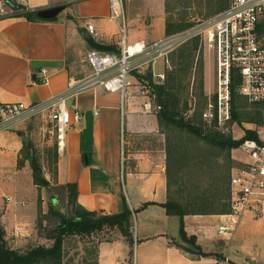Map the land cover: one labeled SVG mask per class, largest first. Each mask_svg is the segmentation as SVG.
<instances>
[{
  "label": "crops",
  "instance_id": "0c3cea01",
  "mask_svg": "<svg viewBox=\"0 0 264 264\" xmlns=\"http://www.w3.org/2000/svg\"><path fill=\"white\" fill-rule=\"evenodd\" d=\"M22 4L31 12L56 6L64 9L52 19L0 14V104L49 99L64 92L69 79L88 74L87 55L92 47L84 36L90 19L99 31L96 41L108 45L110 52L119 51L121 23L110 18L108 0H24ZM125 6L129 43L167 36L166 0H125ZM43 68L50 75L48 84L38 82ZM166 68L170 65L159 59L146 72H152L154 82L161 84L158 74H164ZM139 74L130 77L125 95L98 89L73 99L71 108L79 110L82 118L68 129L64 146L58 149L56 184L77 185L80 209L116 214L124 210L126 201L133 213V252L120 230H108L98 247V264H135L141 258L152 263L158 256H173L171 264H216L217 254L229 264H264V207L256 217L245 214L229 238L219 234L222 214L186 215L187 235L195 236L197 245L210 254L187 251L191 246L181 238L179 216L168 214L160 205L170 199L169 138L159 121L156 92L143 94L150 81ZM31 121L0 130V174L18 163L24 139L18 131H24ZM43 128L46 130V125ZM14 203L17 201H9ZM147 203L156 204L145 206ZM19 206L25 207L26 202ZM8 214L11 219H6V214L1 218L7 223L6 240L11 248L20 250L30 242V235L15 236V228L24 222H17L16 211ZM145 246L151 251L141 250ZM158 249L162 255H157Z\"/></svg>",
  "mask_w": 264,
  "mask_h": 264
},
{
  "label": "rangeland",
  "instance_id": "374dc122",
  "mask_svg": "<svg viewBox=\"0 0 264 264\" xmlns=\"http://www.w3.org/2000/svg\"><path fill=\"white\" fill-rule=\"evenodd\" d=\"M217 1L166 0L167 19L177 24H191V27L201 22L211 21L221 13L218 11ZM227 1L230 2V0H221L222 4ZM195 43H197V49L194 51L191 67L180 74V69L185 66L175 64V58L178 57L181 48L186 45L192 46ZM169 62L170 68H166L164 73L165 80L160 81L161 85L163 87L165 85L167 89V95L164 96L165 101L170 104L178 117L187 120L186 114L191 111L192 117L189 121L217 129L204 118V113L209 109L210 97L213 96L215 89L214 53L205 48L200 36H194L171 53ZM141 75L144 77V74ZM235 91L237 117L222 130V134L233 139H240L245 134V130L252 129L256 130L259 139L264 141V122H259V120H264V105L250 103L237 92L236 88ZM32 119L33 121L26 125L27 128L24 131H18L23 133L25 142L18 163L9 165L0 174V223L5 229V236L7 234L6 222L1 221V218L3 214H6V219H11L8 212L14 213L15 211L18 217L17 222H24L19 227L24 228L30 235L28 238L30 242L20 251L42 245L51 246L54 243L51 238L53 230L59 223V217L52 213V210L70 215L73 206L68 195L69 189L56 184L58 144L56 136L48 132L49 129H53V126L40 116ZM45 125L46 130L43 128ZM163 129L169 138L170 147L168 165L171 184L170 199L183 203L196 199L198 205L205 207L213 205L218 209L220 202L215 201L218 196L222 197V207L229 204L231 170L235 166H241L244 158L239 147L231 151L227 148L220 149L184 130L166 126ZM31 159L36 161L42 174L50 181L49 187L37 186L34 183ZM220 192L221 196L218 195ZM7 197H12L17 204L10 205ZM22 202H26V206L20 208L19 205ZM109 233L110 231L106 229L90 235L67 237L60 264H98L99 244L106 239V234ZM133 235L136 236L135 230ZM134 244L135 240L131 251ZM135 248L137 250V247ZM141 250L151 251L148 246ZM155 251L157 255L163 254L162 250ZM172 257L158 256L159 259L152 260V263H145V259L141 258L137 259L135 264H171ZM136 258H138V251Z\"/></svg>",
  "mask_w": 264,
  "mask_h": 264
},
{
  "label": "built area",
  "instance_id": "2783aa9c",
  "mask_svg": "<svg viewBox=\"0 0 264 264\" xmlns=\"http://www.w3.org/2000/svg\"><path fill=\"white\" fill-rule=\"evenodd\" d=\"M24 0H0V14L25 12ZM84 1V0H83ZM110 18L121 23V42L117 53L92 48L87 55L90 72L79 79H69L64 92L49 99L26 104L10 102L0 104V130L10 129L20 121L36 116L48 118L56 136L58 149H62L66 132L82 118L71 102L82 93L103 89L125 95L134 72L145 74L157 60L169 66L171 53L194 36H200L205 48L215 55V89L210 97L204 118L222 132L233 120V87L250 103L264 105V0H230L229 7L214 19L201 22L175 34L152 42L144 40L129 43L125 0H108ZM15 5L22 8L17 9ZM87 30L97 40L99 31L92 19ZM39 84H48V70L42 69ZM165 74L158 78L165 80ZM153 90L144 85L143 94ZM160 108V107H158ZM189 119L191 111L186 114ZM244 158L241 166L231 170L229 194L230 210L222 214L219 234L233 235L245 214L258 216L264 207V141L248 139L239 147ZM7 197V201H11ZM25 229L16 227L15 236H28ZM216 264H229L227 260ZM189 264H207L192 262Z\"/></svg>",
  "mask_w": 264,
  "mask_h": 264
},
{
  "label": "trees",
  "instance_id": "16d2710c",
  "mask_svg": "<svg viewBox=\"0 0 264 264\" xmlns=\"http://www.w3.org/2000/svg\"><path fill=\"white\" fill-rule=\"evenodd\" d=\"M219 3L218 11H223L229 7L230 2L223 3L218 0ZM17 9L22 8L20 5H15ZM18 16L27 17L30 20L37 18L36 12L25 11L16 13ZM191 24H177L169 19L166 23V34L172 35L182 30L191 27ZM264 33V30L262 31ZM191 43V42H190ZM197 49V43L192 46H184L178 52V57L175 58V64L184 65L183 69H180V74H183L191 67V60L194 55V51ZM146 78V76L144 77ZM146 80H148L146 78ZM166 86L164 85V96L167 95ZM235 87H233V119L237 117L235 112ZM158 117L160 123H163L167 128L184 130L189 134L195 135L201 141H204L212 146H216L220 149L227 148L232 150L234 148L240 147L244 141L248 139L259 141V134L256 130L247 129L245 134L240 139H233L232 137H227L218 129L207 128L206 124L198 125L189 119L183 117H178L177 114L171 109L170 104L165 101L163 107L159 108ZM259 122H264V120H259ZM23 136V133H19ZM23 143L25 144L24 140ZM29 159V158H28ZM33 169V180L37 186L49 187L50 181L42 174L40 167L37 165L34 159L30 160ZM170 178L168 175V186L170 189ZM62 188L69 189V198L73 204L70 215H65L60 211L52 210V213L59 217V223L57 227L53 230L51 238L54 243L51 246H37L26 251H20L19 249H13L9 246L6 236L5 229L0 223V264H60L63 259L64 253V242L67 237L72 235H90L93 233H98L104 229L112 230L118 229L127 238L130 244H133L134 239L131 233L132 226V211L125 201V207L122 212L116 214H105L98 211H87L82 210L77 206V185L68 183L66 185H61ZM221 196V192L218 194ZM230 196V194H229ZM216 202H220L219 208L205 207L198 205L195 200H190L187 203H183L178 200L169 199L165 203H161L168 214L176 215L180 218V235L183 241L189 244L191 247H187V251L191 253H197L199 255H209L210 253H204L199 245H197V239L195 236H188L185 230L184 218L188 214H205V213H216L225 214L230 210V204L223 205L222 207V197L215 199ZM149 204L156 203H147ZM218 261H225L223 255L217 254Z\"/></svg>",
  "mask_w": 264,
  "mask_h": 264
},
{
  "label": "water",
  "instance_id": "95a60500",
  "mask_svg": "<svg viewBox=\"0 0 264 264\" xmlns=\"http://www.w3.org/2000/svg\"><path fill=\"white\" fill-rule=\"evenodd\" d=\"M64 9L63 6H56V7H51L48 9H41L36 12L37 17L41 19H52L56 17L62 10ZM86 42L90 45V47L101 50V51H109L110 47L108 45H105L103 43H100L96 41L88 32L85 36ZM147 77L149 78L150 83L153 86V89L156 92V97L158 101L159 107H163L165 104V99H164V87L161 84L155 83L152 77V72L147 73ZM74 103V101H73Z\"/></svg>",
  "mask_w": 264,
  "mask_h": 264
}]
</instances>
